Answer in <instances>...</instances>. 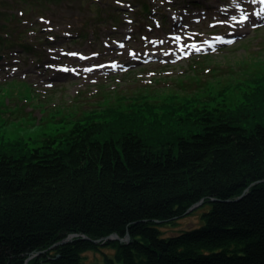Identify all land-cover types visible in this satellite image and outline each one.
Here are the masks:
<instances>
[{"label": "trees", "instance_id": "16d2710c", "mask_svg": "<svg viewBox=\"0 0 264 264\" xmlns=\"http://www.w3.org/2000/svg\"><path fill=\"white\" fill-rule=\"evenodd\" d=\"M0 7L2 51L15 9ZM209 94L171 104L139 93L40 146L0 141V264H94L88 251L104 264H264V72L237 104ZM202 199V226L163 235Z\"/></svg>", "mask_w": 264, "mask_h": 264}, {"label": "rangeland", "instance_id": "374dc122", "mask_svg": "<svg viewBox=\"0 0 264 264\" xmlns=\"http://www.w3.org/2000/svg\"><path fill=\"white\" fill-rule=\"evenodd\" d=\"M8 1L15 15L5 28L13 43L0 51L1 142L40 146L83 116L110 105L128 109L139 93L151 103L203 102L210 93L237 104L264 72L256 0ZM242 14L248 22L232 20ZM226 36L235 40L209 42ZM210 209L204 204L165 223L163 235L202 226ZM84 255L105 263L104 253Z\"/></svg>", "mask_w": 264, "mask_h": 264}, {"label": "water", "instance_id": "95a60500", "mask_svg": "<svg viewBox=\"0 0 264 264\" xmlns=\"http://www.w3.org/2000/svg\"><path fill=\"white\" fill-rule=\"evenodd\" d=\"M252 185H253V184H252ZM248 189H249V187H248L247 189H245V191L243 192V194H242L239 198L243 197V196L246 194V192L248 191ZM215 200H216L215 198L212 199V201H215ZM203 203H204V200H203V199L200 200V201H198L197 203H195L193 206H191V207L186 211V214L189 213V212H191V211L194 210L195 208L201 206ZM76 236H78V235H77V234H70V235H68L67 237L63 238L62 240H59V241L55 242L54 244H52V245L50 246L49 249H54V248L58 247L59 245H62V244L67 243V242H69V241H72L73 238L76 237ZM82 237H83V238H86V239H90V240H92L94 243H101V242H104V241H106V240H113V239H114V240H115V239H116V240H120V241H129V240H130V233L127 232V234L125 235V237H121L120 235H118V234H116V233H113V234H111V235H109V236L102 237V238H99V239H91V238H89V237L86 236V235H84V236H82ZM45 251H46V250L38 251L37 254L43 253V252H45Z\"/></svg>", "mask_w": 264, "mask_h": 264}, {"label": "snow or ice", "instance_id": "6c2138e0", "mask_svg": "<svg viewBox=\"0 0 264 264\" xmlns=\"http://www.w3.org/2000/svg\"><path fill=\"white\" fill-rule=\"evenodd\" d=\"M259 2L264 4V0H259ZM261 14H264V8H262L259 13H256L257 16H260ZM232 20H234L237 24H244L245 22L249 21V16L246 14H242L240 19H237L235 16H233ZM221 23L226 22L222 21Z\"/></svg>", "mask_w": 264, "mask_h": 264}, {"label": "bare ground", "instance_id": "6f19581e", "mask_svg": "<svg viewBox=\"0 0 264 264\" xmlns=\"http://www.w3.org/2000/svg\"><path fill=\"white\" fill-rule=\"evenodd\" d=\"M235 3H236V0H235ZM255 4L257 5V8H258V11H257V12L259 13L260 10H261L262 8H264V4L260 3L259 0H256ZM172 38L175 39L174 36H172ZM210 41H211V40H210ZM210 41H209V42H210ZM195 45H196V44H195ZM178 51H179V52H182V51H183V48L179 49Z\"/></svg>", "mask_w": 264, "mask_h": 264}]
</instances>
